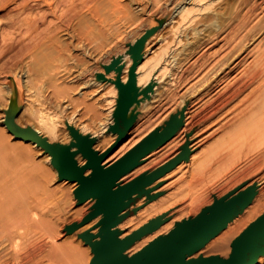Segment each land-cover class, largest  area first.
Segmentation results:
<instances>
[{"label":"bare ground","instance_id":"bare-ground-1","mask_svg":"<svg viewBox=\"0 0 264 264\" xmlns=\"http://www.w3.org/2000/svg\"><path fill=\"white\" fill-rule=\"evenodd\" d=\"M213 2L192 0V6L187 3L176 6L167 2L165 8L169 9V13L172 14L164 21V24L173 23L175 16H180L181 24L178 32L181 35L185 26L192 27L196 22L198 13L194 6L206 5L207 9L210 5L213 6ZM263 4L264 0H259L256 5L262 6ZM108 6L109 8L110 6H122V3L120 0H0V18L6 19L5 24L0 25V74L3 77L0 104L2 102L4 109L2 118L4 131L2 128V131L0 130V264H15L19 259L23 261L31 257L35 258V252L55 254V250H63L62 252L72 257H77L81 253L80 246L75 245L74 242L56 244L59 230L51 227V219H49V212H54V210L43 212L44 208L40 209L50 198L51 190L43 180L46 178L45 172L41 173L34 163L33 150L35 149L33 148H48L49 144L53 145L49 142L48 136L57 134L59 123V120L52 116L53 103L60 100L66 93L60 87V80L65 72L68 53H73V51L87 53L91 49H100L99 53H104L100 57H103L105 53H115L111 45L107 47L106 42L108 28L112 26L110 22L112 13L108 14L109 12L104 11ZM241 26V29L246 30L248 24L243 22ZM156 32L157 29L154 28L147 35L130 43L127 50L122 52V56L115 57L109 66H104V71L97 72L96 70L92 80L100 87V90L111 85L105 96V114L99 127L92 129L88 124L74 127L77 112L67 118L69 127H74L82 138L88 137L95 140L93 145L95 151L104 152L119 137L118 133L110 132L109 129L115 123V114L122 103L123 91L130 81L131 70L135 63L130 115L156 98L161 77L168 70L170 66L168 60L171 54L173 55L166 47L153 60H144L148 52L147 43L156 35ZM178 42L181 43L182 40ZM239 44L244 53L238 55L233 53L234 61H230V58L218 61L221 64L217 73L222 70L220 75H224L215 86L222 87L210 96L194 115L192 131H196L202 125L225 121L209 134L212 138L216 131H225L223 138L214 143V149L218 148L215 152L212 151L213 154L206 160L201 161L193 155L196 143L192 144L191 139L186 138L184 146L191 156L160 180L182 171L191 161V165L197 164L199 172L191 179L182 178L180 183L188 187H204L206 181H209V184L212 183L210 185L214 187L221 182L233 183L249 173L256 164L264 162V147L253 153L251 162L248 161L246 165H240L241 160L239 159L241 158L234 162L229 161L234 153V151L232 153L234 147L242 151L250 146L238 140L243 133L264 134V17L255 26L247 29V33L241 37ZM82 75L79 73L75 77L79 78ZM148 88L150 90L147 91ZM236 101H238L237 104L232 105ZM182 111L183 125H185L188 113ZM224 111H230L231 116L228 119H226L227 116H223ZM17 113V117L14 118ZM134 126L129 131L128 139L104 164L114 163L147 137L146 134L143 138L138 137L132 140L131 134L134 132ZM6 130L11 133V135L6 133L10 136L4 134ZM11 137L23 141V144H11L9 141ZM173 137L143 158L134 170L120 179L119 184L129 183L147 171L170 146ZM76 142L71 132V139L63 143L64 150L66 146L69 147ZM64 150L59 148L58 151L50 150L52 164L53 159H58L60 162L67 161L66 153H61ZM77 150L78 148L73 145L71 151ZM177 155L179 154L168 157L152 171ZM75 160L78 166H83L87 162L81 153L75 156ZM247 160L246 158L245 161ZM220 169H224L222 173ZM218 172L221 174L218 175ZM90 173L91 170H88L86 174ZM61 181L70 182L69 180ZM77 186L78 183L75 182V190ZM250 187H255L257 196L241 215L239 214L216 238L210 240L202 248L207 253L205 258L217 256L223 260H229L233 252L235 236L249 221L255 219L263 211L264 174L260 182H255ZM205 192L193 198L184 210L197 207L204 199ZM97 201L98 198L88 200L93 206ZM125 213V211L122 212V215ZM102 218L103 215L99 216V219ZM134 220L130 218L113 228L118 240L129 235L126 228ZM169 228H171L169 225L163 226L154 234ZM36 229H47L45 232L54 231V233L46 235L49 239L45 235H42L45 238L41 239L40 233H38L40 238L37 237L39 235L35 232ZM154 234L152 232L145 235L129 249L134 248L132 253L136 250L140 251L147 241L154 238ZM100 241L101 237L95 240L98 243ZM200 253L201 251L189 256V259L198 258ZM263 262L264 254L259 256L255 264ZM19 263L21 264V261Z\"/></svg>","mask_w":264,"mask_h":264},{"label":"rangeland","instance_id":"rangeland-1","mask_svg":"<svg viewBox=\"0 0 264 264\" xmlns=\"http://www.w3.org/2000/svg\"><path fill=\"white\" fill-rule=\"evenodd\" d=\"M191 1L120 0L122 6L106 7L104 11L109 12L108 14L112 13L110 14L112 26L108 28L106 42L107 47L111 45L115 53H105L103 57H100L104 54L99 53L100 49H91L92 51L90 50L87 53L83 51L68 53L65 72L60 80V87L66 93L60 100L53 103L54 111L52 116L54 119L59 120L57 126L58 131L57 134L48 136L49 142L63 145L64 142H68L71 139V129L68 125L67 118L74 112H77L74 127H80L83 124H88L92 129L99 127V123L105 114V96L108 94L111 85H107L100 90V87L92 80L96 70L97 72L104 71V66H109L115 57L122 56V52L127 50L126 48L130 43L139 40L142 36L147 35L152 29L156 28V35L147 43L146 50L148 52L144 60H153L166 47L169 48V51L173 55L171 54L168 60V65H170L168 66V70L161 77L156 98L154 101L145 104L136 111L137 120L134 124V132L131 134V138L135 140L138 137L143 138L146 134L148 136L156 129L165 126L173 115L180 113L183 109L188 115L186 124L173 137L170 146L166 148L165 152L144 173L151 172L153 168L161 164L168 157L180 154L185 147L186 138L191 139L192 144L196 143L195 149L193 150L194 158H199L202 161L213 154L218 148L216 147L214 149V143L223 138L225 131H216L215 136L212 138L209 137V134L215 131L225 121L202 125L196 131H192V126L195 121L194 115L203 103L222 87L220 85L215 86L217 81L224 75H220L222 70L217 73L219 65L221 64L218 61H223L228 58H230V61H234L235 56L232 55L233 53L237 55L244 53V50L240 49L241 45L239 44L241 37L247 33V29L255 26L264 17V4L262 6L256 5L259 0H209V2H214L212 4L213 6L210 5L207 9L206 5L194 6V9L198 13L196 22L192 27L188 28L185 26L182 29L184 32L180 35L178 32L181 24L179 21L180 16L176 15L173 23L164 24V21L172 14L169 13V9L165 8V3L170 2L176 6L187 3L192 6ZM1 18L0 25H4L6 19L2 18L1 20ZM243 22L248 24L246 30L241 29ZM180 39L182 40L181 43L178 42ZM169 61L172 64H169L171 63ZM90 69L91 71H89ZM79 73L83 75L76 78L75 76ZM2 81L3 77L0 74V88L1 86L3 87ZM210 92L211 94L209 95ZM237 102H234L232 105L237 104ZM224 112L223 116H227L226 119H228L231 116L230 111ZM3 113L4 109L2 108L1 102V131L4 128V125H2ZM17 115L18 113L15 114L14 118ZM26 117L28 118V116ZM6 133L11 135L7 130L4 134L10 136ZM238 140L244 142L245 145H250V148L247 147L242 151L234 149L235 147L233 150L231 147L232 153L233 151L234 153L229 161L234 162L237 161L236 159L241 158L239 159L241 160L239 162L241 166L251 162L254 156L252 154L264 147V134L246 132L238 137ZM9 141H11V144L15 143L14 145L18 143L19 145L23 144V141L13 139L12 137ZM33 149H35L33 150L35 153L33 157L35 158L34 163L40 169L41 173L42 171L45 172L46 178H43V180L49 185L48 187L51 190L50 198L40 209L44 208L43 212L49 211L50 209L54 210V212H49V219H51V227L59 230L56 244L61 245L67 242H74L75 245L80 246L81 253L77 257H72L62 252L63 250H55V254H38L35 252V258L31 257V259L28 258L29 260L23 261L19 259L18 261H21V264H92L94 252L91 244L84 238V235L87 233L97 234L99 232L100 227H97V223L100 221L99 217L80 227L73 233H69L67 227L81 223L90 213L93 205L88 201L79 203L75 194L74 183H64L60 180L57 169L51 163L52 152H48L46 150L47 148L41 147ZM246 158L248 159L247 161H245ZM223 170L220 169V172L222 173ZM197 172H199L197 164L191 165L190 161L182 171L171 177L159 179L149 186V189H152L151 193L156 195V198L150 200L145 196L130 208L131 210L137 209V213L125 220L127 221L130 218L135 219L127 226L126 232L131 234L150 220L163 215L166 222L157 230H161L163 226L168 225L171 228L163 229L156 234L154 232L157 230L154 231V238L144 244V246H147V244L155 241L160 236L168 234L177 223L196 217L203 209L212 205L216 199L227 195L239 187H241L240 191H243L250 187L251 184L260 182L264 174V162L258 163V165L256 164L249 173L241 176L240 179L233 183L225 184L221 182L214 187L210 185L212 183L209 184V181H206L204 187H188L180 183L182 178L186 177L191 179ZM220 172L217 174H221ZM142 174L138 175V177ZM204 192L205 197L197 207L184 210L193 198ZM125 212L127 213L128 210H125ZM263 213L264 209L255 219L249 221L235 238ZM43 230L36 229L35 231L37 235L40 233L41 239L45 238L46 235L54 233V231L50 233L48 231L45 232L47 229ZM40 235L37 237L40 238ZM46 238L49 239V236H46ZM129 248L125 251L124 255L131 256L139 251L136 250L132 253L134 248ZM200 251L201 253L198 255V258L202 256L207 257V253L203 249ZM18 261L15 264H20Z\"/></svg>","mask_w":264,"mask_h":264},{"label":"water","instance_id":"water-1","mask_svg":"<svg viewBox=\"0 0 264 264\" xmlns=\"http://www.w3.org/2000/svg\"><path fill=\"white\" fill-rule=\"evenodd\" d=\"M135 68L136 63L132 67L130 81L124 88L122 103L115 114V123L109 129L110 132L119 134L111 147L102 153L95 151L94 139L82 138L74 127H70L76 143L66 146L65 150L61 144H49L50 147L46 149L51 152L58 151L59 148L64 150L61 153H66V162L53 159V165L58 169L60 180L78 183L75 194L79 203L98 198L85 219L79 224L68 226V232L73 233L103 215L97 223V227L102 226L99 232L84 235L94 252L92 264H255L259 256L264 254V213L234 240L233 252L229 260H223L217 256L189 259V256L198 253L244 211L256 195L255 187H248L243 191H240L241 187L237 188L216 199L196 217L177 223L168 234L160 236L135 254L124 255L133 243L159 229L166 220L163 215L158 216L120 240L113 228L137 213V209L130 208L139 200L145 196L150 200L155 199L156 195L151 193L152 189L147 188L182 161L188 160L190 156L189 150L185 147L174 159L154 171L144 173L129 183L119 184L120 179L134 170L143 158L168 142L180 130L184 117L181 111L173 115L165 126L150 133L120 159L109 165L104 164L128 139L129 131L137 120L136 111L130 115ZM73 145L78 148L77 151H71ZM80 153L87 159L83 166H78L75 160V156ZM88 170H91L90 174H86ZM125 210L128 212L122 215ZM98 237H101L99 243L95 242Z\"/></svg>","mask_w":264,"mask_h":264}]
</instances>
